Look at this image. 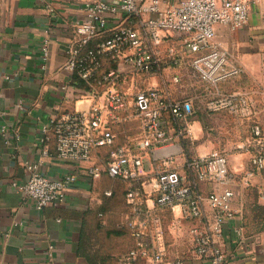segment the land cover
I'll use <instances>...</instances> for the list:
<instances>
[{"label":"built area","instance_id":"1","mask_svg":"<svg viewBox=\"0 0 264 264\" xmlns=\"http://www.w3.org/2000/svg\"><path fill=\"white\" fill-rule=\"evenodd\" d=\"M162 1L84 0L89 14L77 22L76 41L63 68L85 81L91 102L86 108L58 113L50 125H43L42 138L46 144L52 134L57 158L73 163V169L53 176L28 162L31 173L27 181L13 184L41 210L66 201L81 176L94 179L106 172L127 183L131 212L124 225L137 238L128 259L149 256L152 264L165 259V229L158 211L169 209L178 212L180 219L194 222L190 234L200 260L229 264L221 242L224 224L235 216L232 202L236 191L229 187L228 154L213 149L186 158L185 165L195 180L212 183L208 194L168 163L148 177V155L170 146L175 135L189 133L188 122L197 110L195 98L175 97L151 79L186 63L204 83L239 75L240 65L217 40V26L247 25L254 6L264 10V0H178L165 6ZM49 56V47L44 45L45 61ZM181 79L182 75H173L175 82ZM203 108L211 113L227 112L244 122L239 149L250 154L251 168L245 176L249 184L255 171L264 170V121L256 99L245 89H233L205 99ZM123 125L136 131L120 142L116 130ZM101 149H106L105 157L86 164ZM147 200L149 205H145ZM148 236L152 245L147 243ZM172 264H185V260L177 257Z\"/></svg>","mask_w":264,"mask_h":264},{"label":"crops","instance_id":"2","mask_svg":"<svg viewBox=\"0 0 264 264\" xmlns=\"http://www.w3.org/2000/svg\"><path fill=\"white\" fill-rule=\"evenodd\" d=\"M176 1L163 0L162 6ZM88 14L84 0H0V264H152L149 256L127 258L137 238L124 225L131 212L125 181L106 172L94 179L81 176L66 201L41 210L13 184L27 181L31 173L28 162L53 176L73 169V163L57 158L52 134L46 144L43 142V125H50L63 110L86 108L91 102L85 86L76 83L78 74L63 68L76 41L77 22ZM217 40L234 57L241 72L205 85L202 102H198L199 95L192 96L197 108L207 113L205 99L235 87L251 93L264 117V58L260 56L264 50V10L254 6L249 23L243 27L219 24ZM44 45L50 51L47 61L43 58ZM232 124L225 128L240 129V125ZM188 128L190 132L175 135L170 146L148 155L147 176L168 163L208 194L212 183L195 180L185 160L208 154L216 147L227 150L229 187L236 191L232 202L235 216L223 226L222 247L229 264H264V170L255 171L246 184L251 162L250 154L239 149L242 140L235 145L234 139L225 138L217 145L200 117H191ZM116 131L123 142L135 130L123 125ZM106 152L101 149L86 164L99 162ZM205 205L211 211L207 200ZM158 214L165 229L166 249L160 264H172L177 257L184 258L185 264H208L193 249L190 229L194 222L180 219L178 212L169 209ZM152 240L148 236L147 243L152 245Z\"/></svg>","mask_w":264,"mask_h":264},{"label":"rangeland","instance_id":"3","mask_svg":"<svg viewBox=\"0 0 264 264\" xmlns=\"http://www.w3.org/2000/svg\"><path fill=\"white\" fill-rule=\"evenodd\" d=\"M260 52H261L260 56L264 58V50H261ZM174 74L182 75V79L180 82H175L173 80ZM261 75L263 77L264 72H262ZM246 76L248 75L246 74ZM151 82L157 83L165 87L175 97H192L194 95H199L198 102H202L204 100L205 98L204 93L206 92L205 85L210 84V83H204L200 79L196 69L189 63H186L182 67H172L163 70L162 72L158 73V75L155 76L154 79H151ZM233 89H235V87L229 88V90H233ZM217 114H222V115H217ZM194 116L202 118L207 123L209 127V131L211 133V139L215 140V142L218 143L217 145H220L225 138H230L231 140L234 139L235 141H233L232 143L237 145L238 141L242 140L244 137V129H246V126L243 124L244 122L240 118L231 115L227 112L211 113L207 111L206 113L205 111H203V109L197 108ZM263 118L264 117L262 114V119ZM228 123H233L232 125H236V124L240 125L239 126L240 129L233 130L231 128L230 129L225 128V125ZM122 132H124V129H121V133ZM226 142H228V140H226ZM216 149L227 152V150H225L224 148L216 147Z\"/></svg>","mask_w":264,"mask_h":264},{"label":"trees","instance_id":"4","mask_svg":"<svg viewBox=\"0 0 264 264\" xmlns=\"http://www.w3.org/2000/svg\"><path fill=\"white\" fill-rule=\"evenodd\" d=\"M97 40H99V39H97ZM77 79L78 80H76L77 81L76 83L78 85H84L85 87H87V85H86V83H85V81L83 79H81L79 76L77 77Z\"/></svg>","mask_w":264,"mask_h":264}]
</instances>
